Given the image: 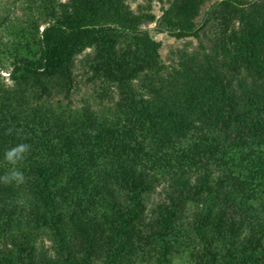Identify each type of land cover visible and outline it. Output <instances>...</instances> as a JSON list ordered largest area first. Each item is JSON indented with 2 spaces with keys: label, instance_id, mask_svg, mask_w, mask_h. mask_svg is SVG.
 I'll return each instance as SVG.
<instances>
[{
  "label": "trees",
  "instance_id": "trees-1",
  "mask_svg": "<svg viewBox=\"0 0 264 264\" xmlns=\"http://www.w3.org/2000/svg\"><path fill=\"white\" fill-rule=\"evenodd\" d=\"M206 3L1 18L0 264H264V0ZM87 51L110 115L59 102Z\"/></svg>",
  "mask_w": 264,
  "mask_h": 264
},
{
  "label": "rangeland",
  "instance_id": "rangeland-1",
  "mask_svg": "<svg viewBox=\"0 0 264 264\" xmlns=\"http://www.w3.org/2000/svg\"><path fill=\"white\" fill-rule=\"evenodd\" d=\"M167 0H127L128 4L133 10H137L140 5H146L150 3L153 7V11L157 16L162 14V7ZM220 0H207L206 5L202 10V16L209 10V8ZM26 9V0H0V21L2 17H23L24 11ZM151 28L154 25L150 26ZM153 37L156 41L161 43V57L162 60L167 64L171 65L174 63L176 56L181 51H191L199 52L200 51V42L196 39H184L176 40L168 36L167 34H157L152 32ZM87 51L82 56H79L76 63L75 74H76V86L70 97V99L59 98V102H62V105L68 111H82L87 105L92 106L98 113L101 115H110L114 111L113 101H109L105 98V101H102L101 94L103 93L100 86V83L93 82L91 78V73L89 68L84 63V59ZM4 75H8L4 73ZM7 83H10L6 79Z\"/></svg>",
  "mask_w": 264,
  "mask_h": 264
},
{
  "label": "clouds",
  "instance_id": "clouds-1",
  "mask_svg": "<svg viewBox=\"0 0 264 264\" xmlns=\"http://www.w3.org/2000/svg\"><path fill=\"white\" fill-rule=\"evenodd\" d=\"M25 150H26V146L19 147L18 149H16L13 152L9 153V159H11L13 156H16L18 153H23Z\"/></svg>",
  "mask_w": 264,
  "mask_h": 264
}]
</instances>
